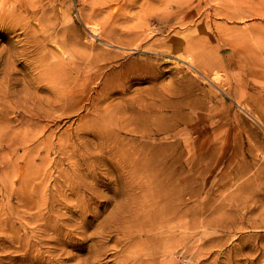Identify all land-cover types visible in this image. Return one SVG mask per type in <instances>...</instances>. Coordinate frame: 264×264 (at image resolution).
Instances as JSON below:
<instances>
[{"label": "rangeland", "instance_id": "obj_1", "mask_svg": "<svg viewBox=\"0 0 264 264\" xmlns=\"http://www.w3.org/2000/svg\"><path fill=\"white\" fill-rule=\"evenodd\" d=\"M136 1L133 5L129 0L0 3V129L4 126L0 132V264H21L11 246L22 244L31 227L38 225L40 232L49 217H71L68 221L77 231L82 212L74 206L71 189L77 188V181L86 185L82 189L86 196L97 192L112 197L115 192L121 202L128 195L145 193L135 185V165L125 153L145 157L148 148L161 154V163L167 167L162 168L176 185L184 186L187 196L192 193L188 218L195 228L187 257L179 247L175 260L165 259L184 264L195 259L205 241L207 253L199 264H264V0H172L175 16L165 29H159L155 21L159 16L152 13H162L168 0ZM92 3L98 9L104 6L98 20L111 14L109 22L117 20L122 32H144L145 36L152 31L147 39L152 47L125 46L95 36L79 14L91 10ZM53 22L57 26L51 27ZM65 24L73 26L75 35L59 31ZM70 34L75 37L73 44ZM197 39L203 48L194 47L193 54H215L224 64L219 81L191 66L188 52L163 55L158 52L162 47L155 46L162 40L184 46ZM75 52L80 55L75 78L82 85L77 89L84 86L86 90L79 93L84 106L77 110L74 103H66L69 92L59 76L49 72L57 71L52 65L60 58L67 67L72 65L70 53ZM82 52H104L107 59L89 67ZM155 68L158 74L152 73ZM228 79L231 90L226 94L220 84ZM183 85L191 87L182 90ZM55 87L57 91L51 89ZM33 93L37 99L25 101ZM25 107L49 114L28 113ZM105 108L120 122L109 141L83 125L88 116ZM13 142L17 151L9 153ZM32 150L38 153L32 162L39 170L32 183L39 189L25 198L23 157ZM4 151L14 162L2 157ZM38 193L46 194L48 201L42 206L44 220L33 222L29 217L38 212ZM106 200L98 208L87 201L98 214L85 224L81 237L121 209L116 200ZM90 208L83 211V218L92 214ZM46 245L54 246V242ZM2 248L11 253L10 259L3 257ZM112 252L105 258L110 263Z\"/></svg>", "mask_w": 264, "mask_h": 264}, {"label": "bare ground", "instance_id": "obj_2", "mask_svg": "<svg viewBox=\"0 0 264 264\" xmlns=\"http://www.w3.org/2000/svg\"><path fill=\"white\" fill-rule=\"evenodd\" d=\"M8 2L9 0H0V3L7 4ZM136 2V0H129L127 3L133 5ZM164 5L165 8L162 13H156L157 11H153L152 13L159 16V18L155 20L160 24L159 29L170 27L172 25L170 21H172V17L175 16V5L173 1L168 0ZM90 7L91 10H81L79 14L82 20L89 23L95 36L105 37L108 42H114L125 46L135 45L137 48H143L145 46H147V48L152 47L150 42L147 41L152 31L145 36H143L144 32L141 34H139L138 31L122 32V30L116 27L117 20L113 21V23L109 22L112 16L111 14L110 16L108 15L107 18L104 17L101 20L97 19L100 12L105 11L104 6L98 9L92 3ZM55 25L57 26V23L53 22L51 27ZM99 25L101 26L99 27ZM59 31L68 34L73 31L75 35L74 28L70 24L61 26ZM68 40L71 44L76 42L72 34L69 35ZM155 46L162 47L158 52L163 55L169 53V51H178L179 53L182 51L188 52V59L191 66L197 68L206 77H214L218 79V81L220 80V72L224 70V64L220 62L218 56L205 51L203 53H192L191 49L194 47L199 49L202 47V43L198 39L188 40L184 46H176L174 44L167 45L166 40H162L157 41ZM103 53L82 52L81 58L86 60L90 67L107 59V56L103 55ZM70 56L72 65L68 64L69 67H67L64 60L60 58L52 65V68H55L57 71L50 69L49 72H54L59 76V78H57L61 80L59 82L62 84V87L65 88L64 91L68 90L69 92V98L66 100V103H74V109L77 110L84 106V104L81 105L80 103L84 98H82L79 93L86 90L84 86L77 89L78 86L82 85L77 84V79L75 78L79 69L77 56L80 55L75 52L70 53ZM112 58H115V56ZM152 73L158 74L159 71L155 68L152 69ZM71 77L73 78L71 79ZM184 77H186V75L178 77L177 80L180 82ZM78 83L80 82L78 81ZM221 84L220 87L224 88V92L228 94L231 90L230 79ZM190 87L191 85H183L182 90H188ZM51 89L57 91L56 87ZM59 92H63V90L61 89ZM172 94L179 95V92H172ZM34 99H37L35 93H33V95L29 94V97L25 98V101ZM25 108L28 113L35 112L36 115L40 116L49 114L41 112L39 109H32L31 107ZM106 110L107 108L102 110L98 109L96 115L88 116L83 120V125L87 127L88 130V126L93 127L96 129V133L100 138H106L109 141L112 136L113 127L119 126L120 122L112 111ZM163 126L167 127L170 125L165 124ZM2 131H4V126L0 129V132ZM31 140L34 141L36 139ZM28 147L29 144H26L25 149H29ZM17 148L14 142L10 143L8 146L9 153H15ZM148 150L149 154L139 158L125 153L126 160L129 163L133 162L135 165V178L137 180L135 185L143 190L145 189V193L128 195L125 201L122 200L120 202L117 201V193L115 192L112 197L106 193L97 192L96 194L86 196L82 191V189L86 188V185L84 183L79 185L77 181V188L74 186L71 187L75 192L73 201L76 199V203L74 206L77 208V212H82L80 216L81 221L77 222V231L72 228L71 225L73 224H70L68 221L71 217L67 219L66 217L57 219L55 216L54 220L49 217L50 221L45 222L46 224L41 227L42 230L40 232L37 231L38 225L31 227L30 234H26V240L22 241V244L19 246H11L13 249L11 253H14L13 257L19 259L21 264H174L169 259H165V257L170 256L174 259V256L177 255L179 251V247L183 248V255L187 257L186 254L189 252L190 241L193 235V229L195 228L193 222L190 221L191 219L188 218L191 210L188 207V197L192 196V193H189L190 196H187L188 192L185 190L184 186H177L175 179L167 175L162 168L164 166L163 162L161 163V154L158 151L150 150L149 148ZM36 153V151L33 152L32 150L23 157V159L26 160V170L24 172L21 171V177L23 186L22 195L25 198H30L31 192L38 191L39 189V187H36L37 185L32 183V176L39 171L34 161L32 162V160L35 159ZM69 154H71V152ZM2 157H6L8 163L14 162L12 156L8 158V152H2ZM12 167L14 168L13 170H15L13 164ZM78 167H80V164H78ZM165 170L167 171V169ZM17 171L18 168L16 172ZM23 173L24 176H22ZM144 180H147V182H144ZM11 181L8 178V182L10 183ZM109 188L111 189V187ZM56 197L57 195H54L53 199L55 200ZM58 197L62 198V195L59 193ZM104 198L107 199L106 202L116 200V203L121 205V209H119V212L114 216H110L109 220L97 230L86 235V237L85 235L81 237L86 233L85 224L87 222L89 223L88 220H94L95 216L98 214L97 209L93 206L90 208L91 206H89L90 204L87 203V201H92L98 208L97 204L103 202ZM37 199L39 200L36 205L38 212L31 213L29 217L30 221L33 222L44 220L43 217H45V212L42 206L48 201L46 194L41 195V193H38ZM63 202L66 203L65 200H62L60 203ZM40 204L42 205L40 206ZM88 208H90L88 211L92 214L85 215L83 218V211ZM207 224L212 225L210 223ZM16 232L17 234H21V230H17ZM75 232H77V235ZM88 240H91L92 243L88 244ZM50 242H54V246L46 245V243L49 244ZM205 243L206 242L203 241L198 246V255H196L195 259L185 260L186 262L184 264H199L203 261L202 257H205L207 253L203 249ZM68 247H70L71 250H68ZM75 250H77V252H75ZM110 250H114V252H112L114 255L112 263H110L111 260H105ZM2 251L5 253L3 257H8L10 259L8 254L11 253H8V249L2 248ZM24 261H27V263H24ZM178 262L176 264H178Z\"/></svg>", "mask_w": 264, "mask_h": 264}]
</instances>
